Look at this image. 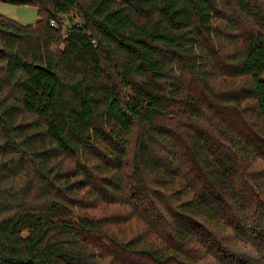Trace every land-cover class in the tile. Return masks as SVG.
<instances>
[{"label": "trees", "instance_id": "trees-1", "mask_svg": "<svg viewBox=\"0 0 264 264\" xmlns=\"http://www.w3.org/2000/svg\"><path fill=\"white\" fill-rule=\"evenodd\" d=\"M3 1L0 264H264V0Z\"/></svg>", "mask_w": 264, "mask_h": 264}, {"label": "rangeland", "instance_id": "rangeland-1", "mask_svg": "<svg viewBox=\"0 0 264 264\" xmlns=\"http://www.w3.org/2000/svg\"><path fill=\"white\" fill-rule=\"evenodd\" d=\"M0 15L14 20L19 24L26 25V24H34L37 20V8L34 5H24V4H14L10 2H6L0 0ZM67 19H64L63 26L67 25ZM214 172H212V176L219 187L225 190L226 186L220 178H217ZM238 249V248H237Z\"/></svg>", "mask_w": 264, "mask_h": 264}, {"label": "built area", "instance_id": "built-area-1", "mask_svg": "<svg viewBox=\"0 0 264 264\" xmlns=\"http://www.w3.org/2000/svg\"><path fill=\"white\" fill-rule=\"evenodd\" d=\"M52 24V23H51Z\"/></svg>", "mask_w": 264, "mask_h": 264}]
</instances>
